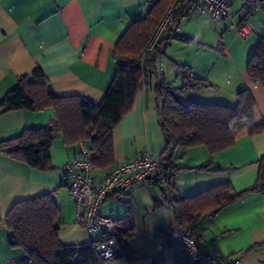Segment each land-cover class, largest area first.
I'll return each mask as SVG.
<instances>
[{"label": "crops", "instance_id": "crops-1", "mask_svg": "<svg viewBox=\"0 0 264 264\" xmlns=\"http://www.w3.org/2000/svg\"><path fill=\"white\" fill-rule=\"evenodd\" d=\"M152 1L0 0V99L18 76L39 66L55 94L80 95L99 104L115 72L112 49L116 41L128 25L146 14ZM231 12L233 16L218 20L203 15L213 22L211 29H204L192 12L181 18L186 11L182 12L161 34L166 40L155 57L156 75L180 86L177 67L183 65L209 81L184 100L234 106L236 93L247 88L254 99L253 120L264 124V86L246 73L253 48L264 35V2L233 0ZM255 13H259L258 20ZM245 19H250L255 29L242 39L230 25ZM234 34L244 45L236 44ZM155 78L152 76L151 82ZM156 103L152 87L142 85L131 110L112 129V163L93 167L95 185L120 163L146 153L157 159L162 153L164 140ZM54 116L51 107L2 112L0 141L25 128L43 126ZM82 145H86L82 140L66 144L62 135L55 133L50 169L44 171L0 152V264H24L21 249L9 246L10 232L3 222L6 213L15 202L46 192L53 193L59 207L56 227L62 244L97 241V233H88L75 222V206L64 185L63 165ZM179 152L176 161L187 169L178 171L173 181L181 195L190 197L225 182L241 191L256 179L258 160L264 154V130L239 132L232 146L212 155L211 170L196 169L209 159L205 146L190 147L183 157ZM163 187V182L152 186L132 183L101 202V213L114 218L112 232L121 227L124 217L132 224L129 254L114 256L105 264H192L188 254L175 251L166 240L175 222L172 205L163 198ZM190 228L203 251L217 248L228 259L264 264V192L246 193L215 214L196 219Z\"/></svg>", "mask_w": 264, "mask_h": 264}, {"label": "trees", "instance_id": "trees-1", "mask_svg": "<svg viewBox=\"0 0 264 264\" xmlns=\"http://www.w3.org/2000/svg\"><path fill=\"white\" fill-rule=\"evenodd\" d=\"M174 1L153 0L146 14L134 20L120 35L112 49L115 72L99 104L80 95L55 94L39 66L30 73L18 76L15 85L0 99V113L51 107L55 116L43 126L25 128L16 136L0 141V152L38 170H48L53 138L55 133H60L64 143L70 145L82 140L93 150V167L108 166L113 161L114 125L131 110L141 86H151L157 99L158 125L164 149L157 158L159 169L149 181L164 183L163 198L172 205L175 227L194 235L190 226L196 219L215 214L246 193L264 192V154L258 160L257 176L251 186L235 191L225 182L186 197L177 191L173 181L178 171L187 169L177 163V150L183 157L190 147L205 146L209 159L196 169L211 170L214 153L232 146L239 132L255 134L264 130V124H256L253 120L254 99L247 88L236 93L234 106L184 100L189 92L210 83L183 65L177 67L182 81L180 86L172 85L162 74L157 76L155 57L161 52L160 44L166 40L162 35L140 60L159 21ZM184 11L185 7H179L174 20ZM246 73L264 86V35L253 48ZM152 76H156L154 82H151ZM58 214L59 207L52 192L19 200L10 207L3 222L10 232L9 246L21 249L23 263L105 264L108 259L99 257L95 242L65 245L59 241L56 227ZM121 222V227L111 234L117 246L114 256L129 254L132 224L126 217Z\"/></svg>", "mask_w": 264, "mask_h": 264}, {"label": "built area", "instance_id": "built-area-1", "mask_svg": "<svg viewBox=\"0 0 264 264\" xmlns=\"http://www.w3.org/2000/svg\"><path fill=\"white\" fill-rule=\"evenodd\" d=\"M232 2L233 0H175L159 21L148 46L141 53L140 60H143L145 53L153 46L162 32L173 23L175 11L179 7L186 9V13L181 18H186L192 12L196 19L207 15L211 20H218L233 16ZM230 27L236 28L242 39L247 38L255 29L254 23L250 19H245L238 25L231 24ZM93 155L92 149L82 145L64 163L63 173L75 206V222L84 231L98 234V239L95 242L96 252L99 257L110 259L114 257L117 250L115 240L111 237L115 221L112 216L101 213V202L110 193L124 189L132 183L152 186L153 182H150L149 179L157 173L159 162L146 153L114 166L106 178L95 185ZM165 237L175 251L188 254L192 264H243L241 259L223 257L217 248L203 251L199 247L196 237L188 230L173 227L169 235H165Z\"/></svg>", "mask_w": 264, "mask_h": 264}, {"label": "rangeland", "instance_id": "rangeland-1", "mask_svg": "<svg viewBox=\"0 0 264 264\" xmlns=\"http://www.w3.org/2000/svg\"><path fill=\"white\" fill-rule=\"evenodd\" d=\"M258 16H259V13H255L253 15V17L255 18V20H258ZM201 26H203L204 29H211L212 26H213V22L211 20H209L208 18L206 17H200V19L197 21ZM193 26H194V22H193ZM194 28V27H193ZM205 40L207 42H209L208 40V36H207V39L205 38ZM234 41L236 42L237 45L239 46H242L244 45V43L242 42V40L240 38L237 37V35L234 34Z\"/></svg>", "mask_w": 264, "mask_h": 264}]
</instances>
